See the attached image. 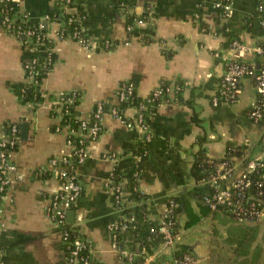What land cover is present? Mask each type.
<instances>
[{"label":"crops","instance_id":"obj_1","mask_svg":"<svg viewBox=\"0 0 264 264\" xmlns=\"http://www.w3.org/2000/svg\"><path fill=\"white\" fill-rule=\"evenodd\" d=\"M217 1L73 0L69 11L84 13L83 29L97 44L87 49L72 37L59 38V23L49 22L56 60L43 78L45 97L38 103L21 101L13 86L26 81L24 62L33 52L0 23V134L7 131L10 122L20 125V140L12 153L18 170L0 211V264H73L67 257L63 228L55 225L50 213L61 181L46 175V170L51 159L68 156L73 150L69 130L60 124L61 114L55 115L54 107L64 92L77 90L81 96L75 113L90 118L99 102L119 104L117 91L126 81L133 82L142 97L162 81L179 84V91L159 102L150 116L152 135L166 139L173 148L138 157V188L145 194L148 219L159 223L169 197L179 196L189 202L191 216L198 220L187 225L189 217L182 212L180 234L171 245H164L159 230L152 232L150 246L145 245L136 218L138 205L130 198L127 179H123L127 198L124 206L119 207L107 185L117 163L112 154L123 155L126 143L140 139L145 131L137 124L127 125L107 110L101 134L89 142L87 159H73L67 165L83 185L66 211L67 225L87 238L91 259L119 264V250L109 224L123 217L127 226L120 233L135 252L133 264L170 260L183 250L193 252L195 264H264V247L255 251L257 244L262 245L264 218L238 223L241 226L237 227L227 219L230 214L206 206L199 194L210 193L211 183L198 181L190 172L201 146L213 157L224 156L230 143L245 146L252 155L264 156V120L256 121L248 115L251 100L257 95L255 78L243 79L236 102L212 101L230 58L264 61V56L252 51L264 42V29L257 17L259 0H231L233 12L229 17L215 5ZM16 2L32 19L42 21L59 0ZM148 8L151 13L141 17ZM137 16L141 20L136 23ZM233 37L251 49L231 50L229 41ZM124 114L134 120L137 108L126 106ZM25 121L30 122V128L24 138ZM201 137L205 140L200 144ZM241 162L237 158L233 176L242 168ZM178 166L185 172L183 183L177 181ZM229 180L224 178L222 184ZM245 226L257 234L248 253L234 249Z\"/></svg>","mask_w":264,"mask_h":264},{"label":"built area","instance_id":"obj_2","mask_svg":"<svg viewBox=\"0 0 264 264\" xmlns=\"http://www.w3.org/2000/svg\"><path fill=\"white\" fill-rule=\"evenodd\" d=\"M10 1L12 0H0V14L3 18L0 23L9 32L25 42L33 52L32 56L24 62L26 74L25 82H34L41 87L43 80L41 81L37 78V74H39L40 71L39 67H48L51 66V63H54L51 55L54 46L52 47L49 44V40L47 41V38H52L49 35V30L44 31L46 28L44 19H42V21L38 20V25L35 27L31 26L27 28L20 26L17 30L12 31L11 23H13L21 13H24V22L32 18L29 16L28 12L11 6L9 4ZM60 1L62 2L64 10L69 13V18L67 21L53 20L60 25L58 32L59 38H66L63 37V32L65 29L64 25H66L68 21L78 20L80 22V29L73 30L67 37L74 38L87 49L94 48L97 43L87 36L82 26L84 15L79 11H69L73 5V0ZM215 5L222 9L226 17L232 15L233 5L231 0H219L215 2ZM150 13L151 11L149 8L141 12V14H145V16ZM50 17L49 13L46 18L49 22H51ZM257 17L260 26L264 29V0L258 1ZM140 20L138 16L135 17L136 23ZM133 26L131 25V28H133ZM109 43L110 42H107V45H109ZM229 47L231 50L239 51L251 49L238 37H233L229 41ZM252 51L264 56V42L255 45ZM41 53H45V57L42 60L39 58ZM39 62H41V65H38ZM249 76L255 78L257 95L251 100L248 108V115L256 121L264 120V61L256 62L242 58H230L225 64V70L220 79L219 86L212 97V101L214 104L221 102H236L241 93V83L244 78ZM179 89V84L175 82H160L147 96L143 97L139 103L131 104L137 108V114L134 120L128 119L125 114H120L117 107L112 108L111 112L131 127L137 124L145 131L144 136L146 138H151L152 133L150 131L149 120L151 114L155 110L153 108L162 100L167 99L170 93L178 92ZM136 92V85L133 82H122L117 91L119 102L131 97V95ZM72 93L73 95L70 97L61 95L59 101L55 104L54 108L60 112L61 116L63 114L62 104L64 102H73L75 98L81 96V93L77 90L72 91ZM57 105H59V107H57ZM104 105V102L97 103L90 118L79 117L82 119L79 131L70 129L69 125L65 124L69 130V134H81V142L77 145L68 136L73 149L72 153L60 159H51L49 162L50 168L46 170L49 176H55L61 181L60 189L53 197L50 213L55 225L63 228L64 240L67 242V257L69 262L73 264H102L101 262L91 259L89 251H85V249H89L90 246L87 238H83L74 231L73 227L67 225L66 211L75 203L77 197L83 190V185L78 175L74 171H71L67 165H69L73 159L82 162L89 156V142L98 138L102 131L101 122L103 115L107 111ZM19 140L20 125L18 122H10L7 131L0 134V211L3 207V197L14 182L13 174L18 170V165L12 153L17 148ZM111 157L118 160L115 154H112ZM237 158H241L242 168L233 176L235 170L238 168ZM217 168V172L213 174L210 179L206 180L211 183L212 191L203 194L205 203L212 209H219L220 206H224L232 213L239 223L256 222L264 218V189H262V187L257 191V195H250L251 198H254L250 204H246L245 202L247 198L246 188L251 184L250 173L254 171L259 172L261 168H264V156L252 155L246 148V152L242 156H232L230 160L220 162ZM262 176L263 180L259 181L258 187L263 184L264 173ZM224 178H229L230 180L227 181L226 184H222ZM107 185L115 193L119 207L124 206L127 198L124 196L125 189L123 180L116 182L110 175L107 180ZM174 203V199H168L167 207L160 222L151 227L152 232L159 230L163 233L165 246L171 245L180 234V227L176 228L177 219L174 216ZM126 226L127 222L123 217H117L109 224L111 238L119 250V264H133L136 256L134 250L118 235L121 229ZM169 261H171L172 264H195L196 258L193 252L186 251L182 255H175Z\"/></svg>","mask_w":264,"mask_h":264},{"label":"trees","instance_id":"obj_3","mask_svg":"<svg viewBox=\"0 0 264 264\" xmlns=\"http://www.w3.org/2000/svg\"><path fill=\"white\" fill-rule=\"evenodd\" d=\"M11 6L19 8L18 2L12 0L9 3ZM50 19L53 21L56 20H66L69 18V13L64 10V7L62 6V2L59 0L57 5H55L50 10ZM84 15V13H82ZM85 16V15H84ZM145 17V14H141V17ZM2 15L0 14V22L2 20ZM24 13H21L20 16L13 22L12 24V31L17 30L20 26L21 27H35L38 25V20L35 19H29L27 22H24ZM129 21L132 22L131 16L129 17ZM64 32L63 37H67L69 33H71L75 29H80V22L78 20H74L64 25ZM44 31H48V28H45ZM49 44L53 47L55 46V40L54 39H48ZM44 45V44H43ZM51 55L53 57V61L56 60V52L53 50L51 52ZM45 57V53H41L39 58L42 60ZM38 65H41V62L38 63ZM42 67L40 66L39 74H37V78H39L41 81L43 78L47 75L49 70L52 67ZM16 93L18 94L21 101H34L38 103L39 101H43L45 97V92L41 89L40 86H38L34 82H15L13 84ZM64 97H70L73 95L72 91L70 92H64L62 94ZM142 96H139L136 92L135 94L131 95V97L124 99L119 102V104L115 105H108L105 104V110H112V108L117 107L118 112L121 114H124V110L126 106H129L131 104H137L142 100ZM79 102V98H75L73 102H64L62 104V110L63 114L61 116V125L68 124L70 129H75L79 131L80 124L82 122V119L79 118V116L75 113V107L77 103ZM59 107V105H57ZM155 109V108H153ZM55 115H58V110L53 111ZM150 122V120H149ZM69 138H71L77 145L79 144L80 139L82 138L80 133H70ZM205 140V137L200 138V144ZM86 142V141H85ZM173 146L164 138L158 137L156 135H152L151 138H146L145 136H142L140 139H136L130 142H127L124 148V154L118 157L117 163L111 172V177L114 178L116 182H119L123 179H127V187L130 189L131 194L130 198L134 199L138 205V210L136 213V218L139 220L140 226H141V239L145 243L147 247L150 246V237L152 234L151 227L156 225V222L153 220H150L147 218V206L144 201L145 194L140 191L138 188V182H139V160L138 156L142 154H149L153 152L158 151H165L168 149H172ZM246 152V147L230 143L227 147V152L222 157H213L209 156L204 148L202 146L196 151V158L193 162L190 172L193 176L196 177L198 181H206L210 179L213 174L217 172L218 164L224 160H230L232 156H242ZM76 157V156H74ZM185 172L181 168V166L177 167V181L178 182H185ZM263 173L264 168H261L259 172H252L250 173L251 178V184L248 188H246L247 198H246V204H250L254 198H251L250 195H257V191L259 188L262 187L264 189V181L262 186L258 187L259 181L263 180ZM46 175L49 176V174L46 172ZM203 194H199L201 198H203ZM169 198L174 199V216L177 219L176 228L180 227V222H178L179 215L182 212L187 213L189 219L187 221V225H191L192 223H195V221L198 220V218H193L192 215V208L189 202L182 201L179 196H171ZM206 206L209 208V205L206 204ZM219 209L224 210L228 214H230L233 218L231 212H229L224 206H220ZM216 210V209H214ZM235 219V218H234ZM236 220V219H235ZM250 229H252L250 226L243 227L244 230V237H242L240 240L237 241V244L235 245L236 248H234L236 251H241L243 253H248L251 249V246L253 244L254 237H257V234L252 232ZM255 229V228H254ZM119 237L122 238L121 233L119 232ZM237 235V234H235ZM240 235H242V231H240ZM238 235V236H240ZM264 247V244H257L255 247V251H261V249ZM86 252H88V249H85ZM186 250H183L179 252L177 255H182ZM151 264H172L171 261L165 258H159V260H156L155 262Z\"/></svg>","mask_w":264,"mask_h":264},{"label":"water","instance_id":"obj_4","mask_svg":"<svg viewBox=\"0 0 264 264\" xmlns=\"http://www.w3.org/2000/svg\"><path fill=\"white\" fill-rule=\"evenodd\" d=\"M45 23V27L48 28L49 27V21L47 19L44 20ZM22 137H27V134L29 132V128H30V122L29 121H25L22 123Z\"/></svg>","mask_w":264,"mask_h":264},{"label":"rangeland","instance_id":"obj_5","mask_svg":"<svg viewBox=\"0 0 264 264\" xmlns=\"http://www.w3.org/2000/svg\"><path fill=\"white\" fill-rule=\"evenodd\" d=\"M228 220H229V222H231V223H233V224H237L238 226L237 227H240L241 225H239L240 223L239 222H237L235 219H233L231 216H229L228 218H227ZM237 222V223H236ZM239 223V224H238ZM242 231V235H240V237H244V230L242 229L241 230ZM261 242H262V244H264V234H263V236H262V240H261Z\"/></svg>","mask_w":264,"mask_h":264}]
</instances>
